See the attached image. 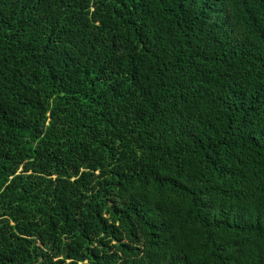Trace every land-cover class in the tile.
Returning <instances> with one entry per match:
<instances>
[{
  "label": "trees",
  "instance_id": "1",
  "mask_svg": "<svg viewBox=\"0 0 264 264\" xmlns=\"http://www.w3.org/2000/svg\"><path fill=\"white\" fill-rule=\"evenodd\" d=\"M0 264H264V0H0Z\"/></svg>",
  "mask_w": 264,
  "mask_h": 264
}]
</instances>
